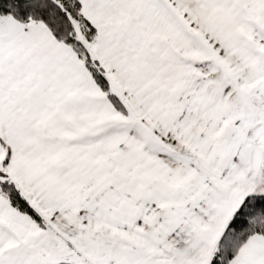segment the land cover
I'll use <instances>...</instances> for the list:
<instances>
[{"label": "snow or ice", "instance_id": "1", "mask_svg": "<svg viewBox=\"0 0 264 264\" xmlns=\"http://www.w3.org/2000/svg\"><path fill=\"white\" fill-rule=\"evenodd\" d=\"M0 264H264V0H0Z\"/></svg>", "mask_w": 264, "mask_h": 264}]
</instances>
